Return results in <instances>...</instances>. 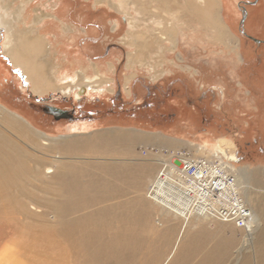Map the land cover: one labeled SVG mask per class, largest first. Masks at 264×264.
<instances>
[{
  "label": "rangeland",
  "instance_id": "374dc122",
  "mask_svg": "<svg viewBox=\"0 0 264 264\" xmlns=\"http://www.w3.org/2000/svg\"><path fill=\"white\" fill-rule=\"evenodd\" d=\"M20 1H15V5ZM113 1L96 8L95 0H32L29 3L26 14L30 21L42 6L43 10L49 6L51 9L47 11L58 19H48L50 24L41 32L49 33L55 44L49 58L54 67L62 69L63 78L85 69L94 79L96 72L102 74L107 83H103L99 93L83 95L81 100L76 99L75 91L34 94L27 76L4 55L0 40V131L4 130V134L7 132V136L19 140L26 150L51 164L52 157L60 152L58 145L66 139L105 131L133 133L130 130H136L135 135L144 136L142 132L163 130L172 137L193 141L194 147L185 146L195 158L224 154L230 159L234 154L233 165L243 177L246 201L251 210L253 207L260 210L264 206V46L256 45L240 32L242 7L255 0H214L216 20L211 27L199 16L182 13L193 0H147L151 1L152 14L165 18L172 28L171 36H165L161 42L155 35L159 23L152 25L151 22L152 28L147 29L148 23L135 11V0ZM126 1L132 14L130 18L137 21V27L132 30L129 19L119 11L120 3ZM257 1L256 6L248 7L250 16L243 29L264 40V0ZM216 21L223 37L217 31ZM67 26L72 30H66ZM134 32H145L146 42L151 43L149 50L139 46ZM48 105L67 110L73 117L57 120L45 112ZM15 119L22 120L24 127L34 133L36 142L18 137L10 127ZM223 139L232 144L228 151L221 150ZM141 142L134 144L130 153L95 157L87 153L72 154L66 155L63 162L123 165L134 176L145 170L144 182L150 180L149 172L157 168L155 180L167 158L161 152L153 154ZM137 145H140L138 151ZM151 147L158 151L167 149ZM52 168L56 170V164ZM148 189L144 185L142 194L153 213V226L157 228L156 236L152 235L151 239L159 240L168 226L178 232L188 231L187 220L181 217L175 220V214L161 203L146 199ZM42 210L36 211L41 214ZM194 218L188 220L191 225L203 224V221L196 223ZM169 219L175 220L173 225H169L172 222ZM160 223L164 224L158 226ZM204 225L211 226L209 230L217 229L215 240L227 234L229 228L233 229L239 244L243 239V231L232 224L208 220ZM166 235L172 241L176 238L169 232ZM238 254L236 251L232 254L233 263L240 258ZM137 260L143 262L141 258Z\"/></svg>",
  "mask_w": 264,
  "mask_h": 264
},
{
  "label": "bare ground",
  "instance_id": "6f19581e",
  "mask_svg": "<svg viewBox=\"0 0 264 264\" xmlns=\"http://www.w3.org/2000/svg\"><path fill=\"white\" fill-rule=\"evenodd\" d=\"M15 1L0 0V40L6 58L27 76L31 91L41 96L47 92L75 91L77 100L91 92L99 93L103 83H107L102 74L96 72L94 79L82 69L63 78L62 69L51 64L55 44L49 33L41 32L50 24L49 20L56 17L47 11L49 6L37 9L30 21L26 11L32 0H21L19 5H15ZM213 1L193 0L182 13L199 16L211 27L216 20ZM107 2L114 3L113 0H95L94 7ZM150 3L135 0V11L148 23L147 29L152 28L151 22L152 25L159 23L155 35L161 42L165 36H171L172 28L165 18L152 14ZM126 5L128 1L120 3L119 11L129 19L132 30L137 27V21L130 18L132 14ZM216 27L223 37L217 21ZM66 30L72 29L67 26ZM144 33L134 32V35L139 46L147 51L151 43L146 42ZM22 123L15 119L10 127L22 140L36 142L32 137L34 133ZM3 132L0 131V264H163L166 259V264H264V206H260V210L253 207V230L243 235L240 244L232 232L215 240L212 231L204 225L211 219L198 215L194 216L195 222L203 221L198 229L199 224L191 225L187 220L188 231L178 232L168 226L159 240H153L151 237L156 236L157 228L153 226V213L142 194L145 170L134 176L123 165L63 162L66 155L72 154L87 153L95 157L130 153L143 136L105 131L80 139H66L58 145L60 152L48 164L46 159L37 157L19 140ZM220 145L221 150L228 151L232 144L223 139ZM228 160L236 161L235 155ZM231 167L235 169L234 165ZM130 170L133 172L132 168ZM238 180L246 200L243 177L239 174ZM38 208L43 209L41 214L36 211ZM179 217L186 220L177 214L174 219ZM174 219H169L172 221L169 225H173ZM167 232L176 235L174 241ZM235 251L237 254L240 251V258L233 263ZM137 257L143 262L138 263Z\"/></svg>",
  "mask_w": 264,
  "mask_h": 264
},
{
  "label": "built area",
  "instance_id": "2783aa9c",
  "mask_svg": "<svg viewBox=\"0 0 264 264\" xmlns=\"http://www.w3.org/2000/svg\"><path fill=\"white\" fill-rule=\"evenodd\" d=\"M153 154L167 158L159 177L149 187L148 200L163 204L186 220L201 216L212 221L232 224L250 234L255 224L233 162L224 155L199 158L188 150L150 147Z\"/></svg>",
  "mask_w": 264,
  "mask_h": 264
},
{
  "label": "crops",
  "instance_id": "0c3cea01",
  "mask_svg": "<svg viewBox=\"0 0 264 264\" xmlns=\"http://www.w3.org/2000/svg\"><path fill=\"white\" fill-rule=\"evenodd\" d=\"M131 132H133L134 134H137L136 133V130H130ZM143 134L141 135H144L143 138H142V142H141V146L143 147H151V146H161V147H167V149H174V150H177V149H180V150H188L190 149L189 147L185 146L186 144L189 145H193L191 147H194V142L189 140V139H184V138H180V137H172L170 136L167 132L165 131H158V132H149V131H146V132H142ZM137 151H138V148L140 147V145H137ZM130 166H133L132 164H130ZM155 172V173H154ZM150 180L149 181H146L144 182V185L145 187H149L150 185V182L153 180V178L155 177L156 173H157V168L155 171H150ZM144 190V189H143ZM147 199V198H146ZM144 200V199H143ZM148 200V199H147ZM149 201V200H148ZM201 224L198 225V227L196 229L199 228ZM207 227V226H206ZM209 228V227H207ZM223 228V227H221ZM229 228V227H228ZM204 230H206V228H204ZM210 230L212 231L211 234H212V237H215V234L217 232V229H211ZM230 231H228L227 233L229 232H234L232 228H229ZM233 235H235L233 233Z\"/></svg>",
  "mask_w": 264,
  "mask_h": 264
},
{
  "label": "flooded vegetation",
  "instance_id": "af4514ba",
  "mask_svg": "<svg viewBox=\"0 0 264 264\" xmlns=\"http://www.w3.org/2000/svg\"><path fill=\"white\" fill-rule=\"evenodd\" d=\"M257 0L255 1H248L246 3V5H244V7H242V10H241V14L243 15L242 17V20H241V25H240V32L243 34L244 37H246L247 39H250L252 42H254L256 45L258 46H264V40H261V39H258L256 37H254L252 34L250 33H246L243 29V26L245 23H247L248 19H249V16L250 14L248 13V7H251V6H256L258 3V1L256 2ZM250 24V23H249ZM251 27V26H250ZM47 107V106H46ZM46 109V108H45ZM72 115V114H71Z\"/></svg>",
  "mask_w": 264,
  "mask_h": 264
},
{
  "label": "water",
  "instance_id": "95a60500",
  "mask_svg": "<svg viewBox=\"0 0 264 264\" xmlns=\"http://www.w3.org/2000/svg\"><path fill=\"white\" fill-rule=\"evenodd\" d=\"M46 111L52 114L57 120L73 117V115H71V113L68 112L67 110L64 111L60 108L50 106V105L46 107L45 112Z\"/></svg>",
  "mask_w": 264,
  "mask_h": 264
}]
</instances>
